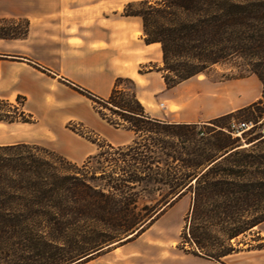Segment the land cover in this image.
<instances>
[{"label": "trees", "instance_id": "16d2710c", "mask_svg": "<svg viewBox=\"0 0 264 264\" xmlns=\"http://www.w3.org/2000/svg\"><path fill=\"white\" fill-rule=\"evenodd\" d=\"M123 16L140 18L146 44L161 45L164 68L159 72L167 73V87L241 57L248 62L245 71L259 77L262 96L215 119L205 132L199 124L151 117L131 79L118 78L107 99L75 87L104 121L135 137L115 146L88 127L95 139L71 128L98 148L82 164L40 144L0 146V264L88 263L129 233L143 232L188 194L192 219L228 215V240L264 223V0H139L126 4ZM30 27L28 19L0 17V39H26ZM125 80L132 82V90L120 88ZM239 112L249 113L244 122L255 125L243 133L255 134L247 147L231 124L221 122ZM0 122L35 119L21 104L0 99ZM106 155L118 157L105 163ZM252 202L263 210L260 215L248 221L230 217ZM78 215H104L91 220L115 229L83 231ZM200 229L185 233L196 247L187 253L223 264L234 249L216 250L214 237Z\"/></svg>", "mask_w": 264, "mask_h": 264}, {"label": "crops", "instance_id": "0c3cea01", "mask_svg": "<svg viewBox=\"0 0 264 264\" xmlns=\"http://www.w3.org/2000/svg\"><path fill=\"white\" fill-rule=\"evenodd\" d=\"M94 3L95 0H0L1 18H25L31 23L26 39H0V99L17 102L21 97V107L35 119V123L0 122L12 130H32L31 134H21L17 141L1 142L0 146L40 144L83 163L98 148L70 130L79 137L73 139L67 129L71 122L87 124L115 146L127 145L134 139V132L116 129L104 121L94 110L93 102L75 87L107 99L117 79L126 78L136 83L140 102L143 97L148 100L160 95L166 88L162 73L140 71L146 64H160L161 46L146 44L140 18L114 15L92 19Z\"/></svg>", "mask_w": 264, "mask_h": 264}, {"label": "rangeland", "instance_id": "374dc122", "mask_svg": "<svg viewBox=\"0 0 264 264\" xmlns=\"http://www.w3.org/2000/svg\"><path fill=\"white\" fill-rule=\"evenodd\" d=\"M131 1L135 0H95L91 17L92 19L99 17L101 20L104 17H113L114 15L118 16L117 18L124 17V8ZM159 46L161 45L159 44ZM247 63V60L241 57L230 58L227 61L213 65L199 76L172 87L166 86L160 95L148 100L146 97H143L142 104L145 105L146 110L153 118L163 121H205L200 124V127H202L203 131L207 132L210 128H213L214 124L212 122L215 119L233 113V109L235 108L241 109L250 106L261 98L263 91L262 83L257 75L245 71V64ZM163 68L162 53L160 64H146L140 72L145 73L147 69L148 71L159 72V69ZM164 74L167 75V73ZM164 74L162 73V75ZM120 88L132 90L134 85L129 80H125L121 83ZM22 102L21 100L20 103L16 101L13 103L20 106ZM5 110H9V108L5 107ZM103 112L107 113L110 118L118 119V115H114L109 109L103 108ZM248 116L249 113L239 112L221 122L225 125L238 124L246 121ZM262 120L264 122V118ZM71 128L78 129L90 138L95 139V136L90 134L87 129V124L81 121L67 124L71 137L79 139L78 136L70 132V130L73 131ZM260 130L264 132V125ZM258 131L257 134L259 133ZM31 132L32 130H29V127L12 130L4 126V124H0V143L17 141L16 137L19 135H27L31 134ZM34 134L36 133L34 132ZM251 136H255V134ZM251 136L245 137L241 134V136L235 137H241V143L247 147L249 146L247 143L248 139ZM72 138L71 140H73ZM41 140L46 139L43 138ZM117 157L115 155L111 157L106 155L103 158V162H105L106 158L110 161ZM108 164L112 165L111 163ZM192 203L193 200L190 194L183 196L171 207H168L162 215L157 216L156 220L152 224L147 225L143 232L134 234L131 240L120 244V242L125 241L136 230L129 233L124 236V240L110 245V248L105 249L100 256H97L87 264H168L169 262L182 264H191L193 262V264H197L199 261H202L204 264H217L216 262L202 260L210 259H200L201 257L187 253V251L196 249L189 238L184 237L185 233H190L193 227L201 228L199 230L200 233L205 232L208 236H213L216 242V250L234 249L233 254L222 260L223 264H264V223L253 227L232 240H228L226 229L231 227L229 224H226V221L230 220L228 215H208V218H205V215H203V218H201V215H194L196 217L192 219ZM262 211L260 206L252 202L242 211L236 213L237 215H230V217L232 219L238 218L248 221L257 217L256 215H260ZM78 216V226L83 231L113 232L115 229L111 225H103L91 220V218H101L104 215ZM117 247L121 248L116 250Z\"/></svg>", "mask_w": 264, "mask_h": 264}, {"label": "built area", "instance_id": "2783aa9c", "mask_svg": "<svg viewBox=\"0 0 264 264\" xmlns=\"http://www.w3.org/2000/svg\"><path fill=\"white\" fill-rule=\"evenodd\" d=\"M164 106V105H162ZM255 125L252 122H241L238 124H231V129L233 131L234 136H241L244 132L250 130Z\"/></svg>", "mask_w": 264, "mask_h": 264}, {"label": "water", "instance_id": "95a60500", "mask_svg": "<svg viewBox=\"0 0 264 264\" xmlns=\"http://www.w3.org/2000/svg\"><path fill=\"white\" fill-rule=\"evenodd\" d=\"M134 234H138V231H135L134 233H132L131 235H129V236L127 237V239H130V238L134 237ZM127 239H125V240H127Z\"/></svg>", "mask_w": 264, "mask_h": 264}]
</instances>
